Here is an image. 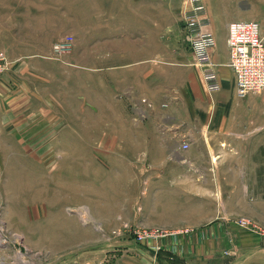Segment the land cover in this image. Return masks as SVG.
I'll return each mask as SVG.
<instances>
[{
	"label": "rangeland",
	"instance_id": "374dc122",
	"mask_svg": "<svg viewBox=\"0 0 264 264\" xmlns=\"http://www.w3.org/2000/svg\"><path fill=\"white\" fill-rule=\"evenodd\" d=\"M174 1L165 3L162 41L187 52L185 0L182 8ZM80 10L77 0H0V53L11 62L4 74L18 59L39 64L28 82L35 117L0 119V264H234L238 247H207L189 225L204 204L202 183L187 181L200 176L189 150L153 146L176 140L162 135L151 111L135 121L134 89L106 66L123 41L110 36L107 8H87L94 23H83ZM75 27L89 36L78 38ZM68 34L73 43L54 58V42ZM215 34L227 51L228 31ZM161 61L169 79L173 66ZM178 238L195 249L185 252Z\"/></svg>",
	"mask_w": 264,
	"mask_h": 264
},
{
	"label": "crops",
	"instance_id": "0c3cea01",
	"mask_svg": "<svg viewBox=\"0 0 264 264\" xmlns=\"http://www.w3.org/2000/svg\"><path fill=\"white\" fill-rule=\"evenodd\" d=\"M204 1L213 30L219 36L234 21L264 22V0ZM77 2L81 4L77 14L83 23L100 21L94 18L95 11L92 14L87 8H107L110 36L123 40L108 52V70L112 75L115 71L122 73L125 90L134 89V104L146 109L140 102L143 96L154 103V109L147 111H151L162 135L176 140L153 146H180L178 141L183 140L194 146L188 151L189 166L195 167L200 176H188L187 181L195 189L196 184L202 183V188H197L202 189L204 204L203 217L189 221V225L203 231L207 247H238L237 253L231 252L234 264H264V92H238L235 74L227 65L229 49L219 50L217 42L212 59L217 64L221 88L210 96L200 70L190 66L193 55L188 43L187 52L164 48L165 3L169 0ZM183 2L176 0L174 6L182 8ZM86 30L75 27L74 33L84 38L89 36ZM133 38H139L140 43L133 46ZM164 59L173 66L169 79L163 76ZM92 63L100 69L99 52ZM37 68L39 64L31 58L18 59L0 77V119L35 117L28 82ZM162 103L167 105L163 107ZM245 218L254 223L252 229L239 222ZM177 241L185 252L196 247L186 243L185 238Z\"/></svg>",
	"mask_w": 264,
	"mask_h": 264
},
{
	"label": "built area",
	"instance_id": "2783aa9c",
	"mask_svg": "<svg viewBox=\"0 0 264 264\" xmlns=\"http://www.w3.org/2000/svg\"><path fill=\"white\" fill-rule=\"evenodd\" d=\"M181 14V25L185 40L192 52L194 64L199 67L206 92L212 96L221 88L217 64L212 59V51L217 46L216 34L213 30L204 0H185ZM73 35L68 34L56 40L51 55L60 59L65 50L73 43ZM227 43L229 47L228 66L235 74L236 87L240 94L264 91V36L260 24L256 21H234L229 24ZM11 67V62L0 53V75ZM146 109L138 105L133 107L135 121L145 119V110H153L155 105L147 98L142 100ZM167 104H163L165 107ZM182 150L190 149V142L181 141ZM249 226L247 219L239 221Z\"/></svg>",
	"mask_w": 264,
	"mask_h": 264
}]
</instances>
